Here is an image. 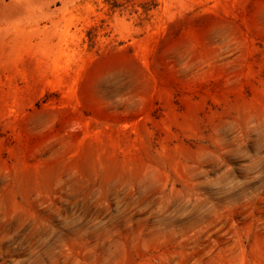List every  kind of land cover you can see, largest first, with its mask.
Masks as SVG:
<instances>
[{
	"label": "rangeland",
	"instance_id": "374dc122",
	"mask_svg": "<svg viewBox=\"0 0 264 264\" xmlns=\"http://www.w3.org/2000/svg\"><path fill=\"white\" fill-rule=\"evenodd\" d=\"M0 264H264V0H0Z\"/></svg>",
	"mask_w": 264,
	"mask_h": 264
}]
</instances>
